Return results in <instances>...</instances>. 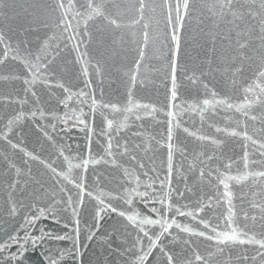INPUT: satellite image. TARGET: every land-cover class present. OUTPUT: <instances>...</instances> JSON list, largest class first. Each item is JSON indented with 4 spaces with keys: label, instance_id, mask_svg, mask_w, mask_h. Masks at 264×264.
I'll return each instance as SVG.
<instances>
[{
    "label": "water",
    "instance_id": "1",
    "mask_svg": "<svg viewBox=\"0 0 264 264\" xmlns=\"http://www.w3.org/2000/svg\"><path fill=\"white\" fill-rule=\"evenodd\" d=\"M49 2L50 0H0V33L4 34L5 39L15 47H24L32 50L33 53L47 42L48 46L45 51H41V55L52 53V50L59 45L61 51L54 65L56 79L72 91L91 92L98 101L126 107L131 90L134 102L149 107L134 109L133 113L101 110L114 122L124 121L127 116V126L116 139L121 145L127 143L136 159L120 154L123 152V149H120L115 156L117 167L106 164L104 159H101V157L113 159L105 154L108 138L100 134L101 129L106 127V119L101 115V111L93 115L88 104H79L75 102V98L69 102V108L65 109L60 103L67 95L63 88L49 89L37 83L38 106L45 111L46 118L41 120L37 115L34 120H25L13 132L8 133L10 139L0 140V244L7 241L10 235L23 237L22 226H25L26 218L31 220L39 217L27 227V232L33 237L43 235L44 239L35 250L29 247L22 264H38V262L43 264L47 256L56 259L58 264H138L142 250L146 251L149 243L142 232L118 215V212L110 210L101 213L102 218L97 222L96 212L100 205L96 199L87 195L78 215L73 216L72 209L67 208L66 202L70 195L73 200L77 199L78 189L75 184H69L66 180L55 177L50 168L39 161H31L24 152L37 154L46 164L56 168L57 171L65 172L68 171L65 157L71 159L73 163L89 158L99 161L96 164H89L87 171L72 170V177L75 179L82 176L87 190L96 195L103 191L115 196V193L123 191L125 186L136 187L135 179L127 185L121 183L125 169L131 171L134 177L142 182L140 191L145 190L144 182L152 183L156 180L155 189L149 191L153 195H161L160 180H164L168 174L167 112L170 110L173 88L171 64L175 60L177 69L174 75L180 93L177 101L178 112L183 123L173 133L172 143L175 151L172 158L171 195L168 197V203L173 204L174 207L188 205L185 211L196 207L199 199H204L207 203V198L215 195V188L207 180L203 182L199 180L203 165L196 157L204 158L206 163L215 168L220 161H207L205 153L207 155L222 153L226 157L233 158L242 156V140L227 137L216 129L235 128L237 121H242L245 117L235 109L210 105L203 113L202 119L199 111L190 112L187 111V107L199 101L198 107L202 108V101L211 100L213 91L217 93V99H226L234 103H240L242 100L243 93L233 89L230 74L225 76L222 72L214 70L217 64L223 67V61L228 55L226 47L228 41L225 39L221 43L216 39L215 51L213 50V39L216 38L219 29L211 21L202 19L199 12L201 0H193L197 10L186 17L179 32L177 45L171 39L172 30L166 22V9L162 10L159 7L162 0H155L157 5L155 11L146 12L141 24L128 30L126 44L118 45L114 51L98 41H87L81 46V53L85 54V58H91L92 65L88 75L85 76L83 75L85 65L77 62L81 53L75 52L72 44L64 47L67 35L57 31L56 17L49 16L45 10V5ZM37 17L40 21L46 22L47 26L45 23L35 24ZM72 23L75 24L76 21ZM144 24L148 25L147 29H144ZM83 27L84 23L80 21V29L82 30ZM219 27L224 28L222 24ZM224 31L226 32L227 29L224 28ZM145 32L148 35V42L141 59L135 41L139 40L143 44ZM23 54L26 55L27 52ZM137 59L141 61L138 68L134 64ZM96 61L100 62L99 69L102 75L97 73ZM8 68L16 73L26 71L18 61L9 60L5 74L8 73ZM130 69L137 75V82L134 85L129 78ZM190 77L198 78L197 82L193 84ZM22 80L23 75L20 82L14 80L0 82V93L5 95L8 92L19 93L18 96H13L14 103L0 104V121L4 123H7V119L18 110L28 112L37 101L36 97L22 91ZM86 80L91 82V88H85ZM205 84L208 85L207 89L204 87ZM81 109L85 113L81 118L87 120L93 130L91 133L88 128L75 123L74 120H68L65 124L63 120L57 119L64 117L66 111L70 115L75 112L79 116ZM135 112L139 113V119ZM41 125L44 126L43 129ZM259 126L257 123V128ZM185 128L197 135L217 138L221 141L220 148L209 141L197 140L194 136H190ZM45 130L49 136H45ZM240 130H243L242 125ZM21 141L20 147L24 151L20 148L12 149V143ZM113 150L115 151V145ZM239 167L243 168L242 162ZM233 174H235V166ZM157 177L159 180L156 179ZM250 184L251 180L241 184L233 182L230 185L238 214L234 218L242 228L247 225L251 232L259 234L264 232V220L259 218L258 209L250 207L253 198L247 187ZM178 193L184 195L180 196ZM245 193L247 195H244ZM106 203L111 204L118 211H127L131 214L134 210L141 215L153 216L150 211L153 205L145 206L138 198L131 206L118 198L106 200ZM155 207L159 208L161 205L156 203ZM13 208H15L14 213ZM225 210L226 206L216 207L215 210L206 209L201 216L205 219L212 217L216 222V213H223ZM241 210L256 215L257 220L254 222L245 219ZM42 211L43 215H41ZM168 215L169 218L175 215L174 209ZM175 218L179 223L196 231H207L192 217L176 215ZM160 231L159 226L148 227L150 235L159 234ZM169 233L171 235L165 234L160 237L157 247L151 250L152 254L144 264H167V258L163 257L161 248L177 254V264H185L184 253L190 250V246L197 248L206 256L211 253V264H261L259 257L255 261L251 258L255 255L254 245L229 243L227 246L220 245L219 247L224 249L220 252L213 241L203 237L190 236L175 227L169 229ZM65 234L71 239L55 238ZM185 240L189 241L190 245H186ZM77 246L80 250L78 256ZM17 247L18 245L13 244L5 252L0 253V264H13L9 254L15 252Z\"/></svg>",
    "mask_w": 264,
    "mask_h": 264
},
{
    "label": "snow or ice",
    "instance_id": "2",
    "mask_svg": "<svg viewBox=\"0 0 264 264\" xmlns=\"http://www.w3.org/2000/svg\"><path fill=\"white\" fill-rule=\"evenodd\" d=\"M157 5L155 0H50L45 5V10L49 16L56 17V29L63 34L67 35V40L64 43L66 48L68 44H72L73 50L77 53H81V46H84L87 41H98L107 46L110 50H115L118 45H124L127 43L128 30L132 29L136 25H140L144 20L146 12L155 11ZM159 7L167 13V25L171 26L173 42H179V32L186 17L195 12L196 5L193 0H162ZM201 17L204 21H211L219 29L216 33V38L213 39V50L215 51L216 39H219L221 43L227 39L228 55L223 61V67L217 64L215 71L222 72L225 76L230 74L231 83L235 91H242L243 96L240 103L229 102L226 99H217V93L212 92V99H204L202 101L203 107L199 108V101L197 103L189 104L187 111L196 112L199 111L201 118L203 119V113L207 111L208 107H216L217 105L226 106L228 109H235V111L242 114L245 117L242 121H237L235 128L229 129L217 128L216 131L224 133L227 137H234L242 140L241 147L243 149V155L238 158L225 156L224 154L206 155L207 161L218 160L220 164L213 168L210 164L206 163L204 158L196 157L197 160L203 165L199 173V180L201 182L207 180V182L215 188V195L207 198V203L204 199L197 201V206L185 211L188 205L175 206L168 203V197L171 195V181L172 175V158L174 154L173 133L175 130L182 126L183 121L179 118V100L180 93L176 87L175 71L177 69V63L172 61L171 67L173 70V88L170 97V110L167 112L168 130V174L164 180H160L161 195H153L149 189H155L156 180L152 183L144 182L145 190L140 191L142 182L135 178L133 173L128 169L124 170V178L121 183L127 185L132 183L135 179L136 187L128 188L124 187L123 191H118L115 196L111 193H105L101 191L98 195L87 190L83 177L73 178V169H83L87 171L89 164H96L99 161L89 158L81 159L79 163H73L71 159L67 160L68 171H57L56 168L46 164L41 160L37 154L31 152H24V155L29 157L31 161H39L41 164H45L50 168L55 177H60L66 180L69 184H75L78 189L77 199L73 200L72 196H69L67 208L72 209L73 216L78 215L81 206L84 203V197L87 195L92 199H96L99 203V208L96 212L97 222L101 219V213L105 211L118 212V215L124 217L137 228L139 232H142L144 236L148 238L147 250H142V255L138 258V264H144L148 256L152 254L151 250L157 247V241L161 236L170 234L169 229L175 227L183 233H187L190 236L203 237L207 240L213 241L220 252L224 249L220 248V245L227 246L229 243L249 244L255 246V255L251 258L255 261L257 257L260 258L261 264H264V232L259 234L251 232L247 225L243 228L236 223L235 216L236 205L233 203L234 193L230 185L234 182L241 184L243 182L251 180V184L247 185L251 196L250 207L252 209L259 210V218L264 220V0H201L199 8ZM173 13L175 14L173 16ZM76 21L75 24L72 22ZM80 21H83L84 27L80 29ZM45 23L40 21L39 18L35 20V24ZM224 28H220V25ZM144 29L148 28L147 24L143 25ZM10 39V38H9ZM148 35L145 32L143 44L136 40V46L138 54L142 59L144 56V47L147 45ZM23 43V42H22ZM0 82L16 81L20 82L21 75H23V88L22 91L25 94H31L32 97H36L37 101L34 102L33 108L28 112L18 110L7 119V123L0 121V140L10 139L8 133L13 132L23 121L28 119H36L37 115L41 120L46 118V113L38 106V92L36 90L37 83L45 85L49 89L53 87L63 88L67 95L60 101L65 109L69 108V102L73 101L79 104H88L91 114H95L97 111L103 109H110L112 112H127L133 113L134 109H140L141 107L147 109L148 105H142L139 102H134L132 99L131 90H129L128 106L118 107L116 104L104 103L98 101L97 98L91 93L81 90L75 92L59 83L56 79L57 73L54 67L56 57L59 56L61 49L59 45L52 50V53L41 55V51H45L47 42L40 46V49L33 53L32 50L24 47H15L12 43L5 39L4 34L0 33ZM27 52V54H23ZM18 61L23 65V69L26 71L22 73H16L11 68H8V73L5 74V68L8 67V61ZM77 62L84 64L83 75L87 76L91 65V58H85V54L81 53L77 58ZM140 59L135 60L134 64L136 68L140 65ZM99 61H96L97 73L102 75L99 69ZM212 70V69H210ZM129 78L134 85L137 82V75L135 71L129 70ZM192 83L195 84L198 78L190 77ZM90 81H85V88H91ZM205 89L208 85H204ZM14 95L19 93L8 92L6 95L0 93V104L2 103H14ZM24 103V101H21ZM154 111V109H153ZM139 119V113H134ZM85 113L80 110V115L77 116L75 112L71 115L69 112L64 113V117H58L57 119L63 120L66 124L68 120H74L75 123L84 125L88 128L89 133L93 130L88 124L86 119H82ZM106 119V127L101 129V135L108 138L107 147L105 148L106 156L113 157L108 160L104 157L106 164L117 165L115 156L123 149L122 155H128L131 159L135 160L136 157L130 151V146L126 143L120 144V141L116 139L121 131L127 126V116L124 121L114 122L112 119H108L107 114L101 111ZM249 121L252 123L250 124ZM259 123V128H257ZM241 125L243 130L241 131ZM43 125L41 128L43 129ZM54 127V126H53ZM190 136H194L197 140L204 142L209 141L212 145L220 148L221 141L217 138L197 135L195 132L189 131L188 128L184 129ZM20 135L21 133H16ZM45 136H49V133L45 130ZM51 138V137H50ZM20 143H12V149L20 148ZM115 145V151L114 149ZM63 155V153H60ZM226 160V162H225ZM242 162L243 168L239 167ZM143 165H141L142 167ZM235 166V174H233V168ZM191 167V165H190ZM159 180V177L156 178ZM165 188L169 190H164ZM221 188L223 190H221ZM63 190V189H62ZM183 196V193H178ZM244 195H247L246 193ZM112 198L123 199L128 205H133L134 200L138 198L145 206L151 204L150 211L153 216L141 215L139 212L132 210L131 214L127 211H118L111 204L106 203V200ZM258 198V199H257ZM213 201L215 202L213 204ZM159 203L161 207H155V204ZM226 210L223 213H216L214 218L209 217L205 219L201 216V213L206 209L215 210L216 207H224ZM174 209L175 215L169 218L168 213ZM13 213L15 208H13ZM245 219H251L254 222L257 220L256 215H250L249 212L243 211ZM43 215V211L41 212ZM188 216L194 220H198L203 229L196 231L187 225L179 223L175 216ZM34 217L29 220L26 218L24 227V236L10 235L9 239L0 244V253L5 252L13 244L18 245L15 252L10 253V259L13 264H22L23 259L26 258V252L29 247L35 250L40 242L44 239V236L33 237L27 232V227L30 226L35 219ZM79 221H77V224ZM159 226V234L150 235L148 227ZM78 236V232H77ZM155 236V238H153ZM58 240L71 239L67 234L63 236H56ZM91 239V237H89ZM139 241V237H138ZM186 245H190V242L185 240ZM79 247H76V254L79 255ZM163 257L167 258V264H177V254L165 251L161 248ZM211 253L207 256L200 253V251L190 246V250L184 253L185 264H211ZM40 264V262H38ZM43 264H58V261L51 256H47Z\"/></svg>",
    "mask_w": 264,
    "mask_h": 264
}]
</instances>
